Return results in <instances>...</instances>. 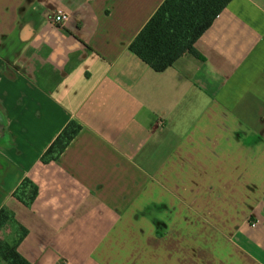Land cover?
Wrapping results in <instances>:
<instances>
[{"label": "crops", "instance_id": "obj_1", "mask_svg": "<svg viewBox=\"0 0 264 264\" xmlns=\"http://www.w3.org/2000/svg\"><path fill=\"white\" fill-rule=\"evenodd\" d=\"M164 1L0 0V209L29 264H264V0L156 73L129 46Z\"/></svg>", "mask_w": 264, "mask_h": 264}, {"label": "trees", "instance_id": "obj_2", "mask_svg": "<svg viewBox=\"0 0 264 264\" xmlns=\"http://www.w3.org/2000/svg\"><path fill=\"white\" fill-rule=\"evenodd\" d=\"M232 0H165L129 46V51L152 71L161 73L185 54L198 56L194 45L211 27ZM80 132V126L70 122L40 158L42 164L59 159ZM38 194L37 187L24 179L12 197L29 208ZM14 227L16 240L0 239V259L6 264H29L17 247L27 231L14 220L6 208L0 209V233Z\"/></svg>", "mask_w": 264, "mask_h": 264}, {"label": "built area", "instance_id": "obj_3", "mask_svg": "<svg viewBox=\"0 0 264 264\" xmlns=\"http://www.w3.org/2000/svg\"><path fill=\"white\" fill-rule=\"evenodd\" d=\"M67 19L65 15H55L50 19V24L55 27H62Z\"/></svg>", "mask_w": 264, "mask_h": 264}]
</instances>
